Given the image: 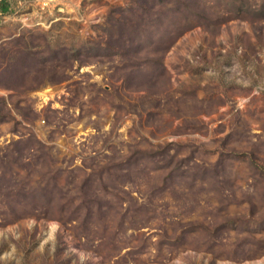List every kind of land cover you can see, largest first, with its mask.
Masks as SVG:
<instances>
[{"label": "rangeland", "instance_id": "1", "mask_svg": "<svg viewBox=\"0 0 264 264\" xmlns=\"http://www.w3.org/2000/svg\"><path fill=\"white\" fill-rule=\"evenodd\" d=\"M0 264H264V0H0Z\"/></svg>", "mask_w": 264, "mask_h": 264}, {"label": "built area", "instance_id": "2", "mask_svg": "<svg viewBox=\"0 0 264 264\" xmlns=\"http://www.w3.org/2000/svg\"><path fill=\"white\" fill-rule=\"evenodd\" d=\"M33 1H36L39 9H41L42 11L45 10L50 3V0H19V3L23 2V4L26 3H32Z\"/></svg>", "mask_w": 264, "mask_h": 264}, {"label": "trees", "instance_id": "3", "mask_svg": "<svg viewBox=\"0 0 264 264\" xmlns=\"http://www.w3.org/2000/svg\"><path fill=\"white\" fill-rule=\"evenodd\" d=\"M5 9H6L5 7H1V8H0V12L5 11Z\"/></svg>", "mask_w": 264, "mask_h": 264}]
</instances>
